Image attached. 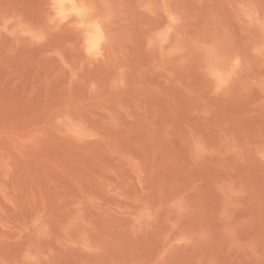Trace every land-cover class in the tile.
Instances as JSON below:
<instances>
[{
	"label": "rangeland",
	"instance_id": "1",
	"mask_svg": "<svg viewBox=\"0 0 264 264\" xmlns=\"http://www.w3.org/2000/svg\"><path fill=\"white\" fill-rule=\"evenodd\" d=\"M0 264H264V0H0Z\"/></svg>",
	"mask_w": 264,
	"mask_h": 264
}]
</instances>
